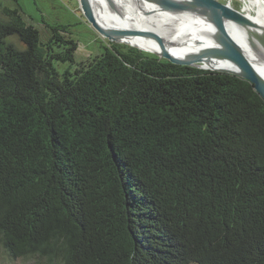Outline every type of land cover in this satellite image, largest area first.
<instances>
[{
    "label": "trees",
    "instance_id": "16d2710c",
    "mask_svg": "<svg viewBox=\"0 0 264 264\" xmlns=\"http://www.w3.org/2000/svg\"><path fill=\"white\" fill-rule=\"evenodd\" d=\"M77 50L66 26L42 38L0 5V247L46 264H264L254 85Z\"/></svg>",
    "mask_w": 264,
    "mask_h": 264
},
{
    "label": "bare ground",
    "instance_id": "6f19581e",
    "mask_svg": "<svg viewBox=\"0 0 264 264\" xmlns=\"http://www.w3.org/2000/svg\"><path fill=\"white\" fill-rule=\"evenodd\" d=\"M173 1L193 7L191 0ZM250 1L255 7L252 9L254 15L249 18L264 26V1ZM89 3L96 20L103 27L123 32L135 31L134 34L122 35L121 42L156 56L162 52V47L153 35L161 38L165 49L180 59H187L219 45L213 25L189 10L165 9L157 4V0H89ZM228 28L251 64L264 72V58L250 40L252 36L256 38L261 35L263 30L235 24ZM201 65L207 68H230L215 60Z\"/></svg>",
    "mask_w": 264,
    "mask_h": 264
},
{
    "label": "water",
    "instance_id": "95a60500",
    "mask_svg": "<svg viewBox=\"0 0 264 264\" xmlns=\"http://www.w3.org/2000/svg\"><path fill=\"white\" fill-rule=\"evenodd\" d=\"M80 10L89 23L97 29L102 36L109 39L110 42H121L122 35L134 34L135 31H121L116 29L105 28L96 20L94 11L89 3V0H78ZM193 7L178 3L173 0H157V4L169 10H189L196 13L209 21L213 25L216 32V37L219 42L218 46H212L208 50L194 54L187 59H180L172 56L164 47L161 38L153 35L159 45L162 47V52L159 54V59L169 61L174 65H181L187 67H195L204 70H211L222 73H229L240 76L243 79L251 82L255 90L264 99V72L257 70L249 61L245 53L239 46V43L231 35L228 26L232 24L244 27L253 26L262 29L263 33L256 38L251 37V44L257 48L258 53L264 58V26L252 21L242 11L231 8L228 4L219 2L218 0H191ZM264 1V0H263ZM140 50L139 48H137ZM215 60L220 64H226L230 68H207L203 63Z\"/></svg>",
    "mask_w": 264,
    "mask_h": 264
},
{
    "label": "rangeland",
    "instance_id": "374dc122",
    "mask_svg": "<svg viewBox=\"0 0 264 264\" xmlns=\"http://www.w3.org/2000/svg\"><path fill=\"white\" fill-rule=\"evenodd\" d=\"M228 4L231 8L242 11L248 17L254 15L252 9L254 4L250 0H218ZM0 5L8 8H18L25 22L34 25L43 35H48L50 27L66 26L68 32L78 43L76 53L77 62H86L91 58L100 55L106 47L120 45L121 50L135 48L123 42H110L109 39L101 35L89 21L85 18L78 0H0ZM144 7V5H142ZM9 42L14 43L19 49H25L24 44H20L17 38L10 37ZM137 49V48H135ZM138 50V49H137ZM152 54L147 51H142ZM154 55V54H152ZM158 57V56H157ZM58 68L62 65L57 64ZM46 260L41 257L33 258H12L0 247V264H46Z\"/></svg>",
    "mask_w": 264,
    "mask_h": 264
}]
</instances>
